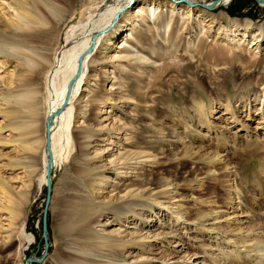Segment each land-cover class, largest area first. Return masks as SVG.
<instances>
[{"label":"rangeland","instance_id":"rangeland-1","mask_svg":"<svg viewBox=\"0 0 264 264\" xmlns=\"http://www.w3.org/2000/svg\"><path fill=\"white\" fill-rule=\"evenodd\" d=\"M72 1L65 6L71 10L60 25L58 53L66 49L71 27L87 33L104 8L119 2L106 0L100 13L103 0ZM168 1L154 0L145 21L134 17L139 3L134 0L96 54L86 91L74 103L77 118L65 141L68 159L51 174L47 252L42 148L30 154L9 141L17 138L6 126L13 107L3 103L9 94L0 82V191H11L20 207L8 231L0 233V264L28 258L39 260L32 264H72L71 254L78 253L72 248L93 254L82 264H176L178 257L194 253L199 264H254L244 254L254 249L257 224L264 228V7L239 0L229 11L232 0L216 9L205 7L215 0H187L174 11ZM187 3L195 7L190 22ZM166 24H171L168 42L157 33L149 37V29L163 32ZM1 32L12 42L2 22ZM174 43L180 45L179 56L188 55L177 58L180 66L153 58L150 48ZM0 50V60L8 61ZM133 55L148 60L133 65ZM13 65L0 69L1 76ZM215 155L230 163L229 177ZM29 156L37 169L32 175ZM21 182L30 186L22 191L28 197L23 203L17 192ZM178 204L186 222L171 215ZM0 216L10 215L4 209ZM85 218L93 222L92 230L80 233ZM8 222L0 226L7 228ZM226 237L240 243L227 246L221 239ZM260 245L264 249V238ZM236 251L242 259L235 258Z\"/></svg>","mask_w":264,"mask_h":264},{"label":"bare ground","instance_id":"bare-ground-1","mask_svg":"<svg viewBox=\"0 0 264 264\" xmlns=\"http://www.w3.org/2000/svg\"><path fill=\"white\" fill-rule=\"evenodd\" d=\"M118 1L119 2L117 4L113 6L109 5L103 10L102 5L106 3V0L101 2L99 5V8H101L99 9L100 13L102 10L100 18L97 23H93V25H95H92L93 27L87 33L82 32V30H84L83 28H79V30H77L76 27H71L70 30L67 31L64 38V48L66 49H63L60 53H58L57 49L55 48V44L59 40L58 33L60 30V25L67 13H69L71 10L70 8L67 9L65 6L68 7V4H72L74 1L65 0V2H62V0H0V22L3 23V27L7 33H11L12 37V42H8V40L5 39L6 36L3 35L2 32L0 34V47L3 49L2 52H6L5 55L7 54L6 57L8 59V61L4 62L0 60V69H9L11 64H14L10 71L6 72L3 76L0 74V82L8 88L7 94H9L8 99H2L4 101L3 103L13 107L11 113L6 115L7 118L11 116L10 120L8 121V125L6 126L11 129V132H14L17 135L16 139L9 141L17 142L18 146L23 147L25 151H28L30 154H34L42 148L40 186L46 185L48 163V153L45 146L46 135L45 138L37 136V134H39L38 132H40L39 127L42 124L43 117H45L44 120L46 131L47 117L51 113H56L50 129L51 150L53 157L51 168L52 171L58 165L61 166L63 163H66L68 159L69 150L67 149L65 141L68 142V138L72 133V128L75 126V119L77 118V112L73 114L74 103L78 98H80L82 92L86 91V84H89V74L93 71L96 61V54L99 48L102 47L104 42L108 41V38L116 31L115 27L113 28L112 26V22L115 18L114 16H117L118 19L120 13L128 5L130 0ZM182 1L187 2V0H169L168 2L172 10L175 11L179 5H182ZM229 1L230 0H221L214 7V9L226 5ZM137 2L139 3L136 4L135 10L137 11L134 14V17H142V19L146 21V10L147 8L154 7V0H137ZM187 4L189 6L186 7V19H188L190 22L189 19L193 16L195 7L192 3ZM261 6L264 7V3H261ZM171 20L175 21L176 19L172 17ZM170 25L171 24H166L164 26L165 28L163 32L159 30L160 28L149 29V37L154 39L153 35H156L157 33L156 36L158 38H161L164 42H168L169 36L171 35L169 31ZM99 33H101V36L96 38L93 47V37L95 35L98 36ZM200 33H202V30H200ZM79 35L84 36H81L82 38L77 40ZM243 36H246V32H244ZM156 42L157 41H155V43ZM179 47V44L174 43L170 46H163L160 48V50H156L154 48L150 49L151 53L154 55L153 58L159 59L158 62L161 61L162 64L165 65L171 64L180 66L182 61H178L177 58L180 57L182 59H186L188 55L183 54V56H179ZM153 55H150V57ZM192 58L194 57L192 56ZM130 59L133 65L137 63L142 64V62L148 60V58L143 55H133V57ZM9 62L11 64L10 66H7ZM71 83L72 86L69 89V84ZM197 83L199 84L200 82L197 81ZM96 97L97 96H95L92 101L95 102L97 100ZM204 113L205 112L202 110V112L199 114L200 117ZM260 120H264L263 115L261 116ZM188 124H191V122ZM192 124H194L193 121ZM2 129L3 127L1 126L0 130ZM189 129L193 130L191 126ZM160 133L161 132H159V134ZM252 143L253 141H248L246 144L249 145ZM79 151H81L80 153L84 152L82 145L81 147L79 146ZM215 159V162L220 164L222 162L221 168L226 172L224 175L225 177H229L230 171L228 172V169L230 163L225 161V158L223 159L220 155H215ZM28 167H30L31 171L28 172H30L31 175L37 170L35 168V161L33 159ZM29 187L30 186L27 183L21 182V187L17 189V192H22L25 189L28 190ZM231 189H234L236 192V189L233 188V186H230V190ZM236 194L237 193H235V195ZM0 196L1 201L4 202L0 210L3 211L5 209L10 215L9 217L6 216L5 219L1 218L2 216H0V220L9 221L8 225L6 226L7 228H4V224L0 226V233L2 234V232H7L10 228L12 220L11 218L19 215L20 207L19 202L15 197H13L11 191L2 189L0 191ZM21 196L22 199H20V203H23V199H25L27 202L28 197L24 192H22ZM231 208L236 209L238 206L231 204ZM214 210L215 209H213V211ZM182 211V205L178 204L175 209H173L171 215L175 216L176 221L184 220L186 222V215H184L186 214V211L184 214ZM91 220H87L85 218V221H83L79 227L80 233L83 231L92 230L93 222ZM67 226L68 224L66 227ZM253 236L255 243L253 244L252 248L254 249H246L245 254L243 253L245 255L244 257H251L254 264H264V249L260 245L261 239L264 238V228H262L260 225L258 226L257 224V227H255V230L253 231ZM215 239L218 238L215 237ZM221 239L223 244L227 243V246L240 243L235 242L236 240L234 238L226 237ZM31 240L32 237L30 238L29 242ZM243 242L247 243L248 241L243 240ZM72 244L76 245L75 242ZM244 245L242 247H244ZM238 247L240 248V246ZM72 250L76 252L78 251V253L73 252L70 256V263L72 264H82L83 262H80L82 258H89V256L93 255L92 253L85 250H77L76 248H72ZM251 252L253 253L251 254ZM198 255L199 254L197 253L192 255L185 254L183 257H178V261L175 263L199 264V257L197 258ZM96 256L99 255L96 254ZM235 258L238 260L239 258L242 259L240 251L236 253Z\"/></svg>","mask_w":264,"mask_h":264},{"label":"water","instance_id":"water-1","mask_svg":"<svg viewBox=\"0 0 264 264\" xmlns=\"http://www.w3.org/2000/svg\"><path fill=\"white\" fill-rule=\"evenodd\" d=\"M221 0H215L214 2H212L209 6H205L209 9H213ZM258 3H264V0H256ZM134 0H131L130 3L128 4V6H126V8H129L130 6H132ZM125 9V8H124ZM117 16H115L112 25L117 21ZM97 38V35H95L93 37V47H94V42ZM72 83L69 84V89L71 88ZM56 116V113H51L47 119H46V142H45V146H46V150L48 153V163H47V181H46V187H47V197H46V206L44 209V220H43V237L45 239V246H46V252H47V248H48V242H47V224H46V213H47V209H48V205L50 203L51 200V195H52V180H51V168H52V161H53V157H52V150H51V135H50V129H51V125L52 122L54 120V117ZM33 262L38 263L39 260L37 258H28L25 263L23 264H32Z\"/></svg>","mask_w":264,"mask_h":264},{"label":"trees","instance_id":"trees-1","mask_svg":"<svg viewBox=\"0 0 264 264\" xmlns=\"http://www.w3.org/2000/svg\"><path fill=\"white\" fill-rule=\"evenodd\" d=\"M239 2H240L239 0H232L229 7H228V10L231 11L232 7H234V6L236 7ZM237 11H239V9ZM231 15H233V14H231Z\"/></svg>","mask_w":264,"mask_h":264}]
</instances>
